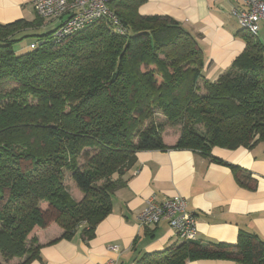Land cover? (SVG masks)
Here are the masks:
<instances>
[{
	"label": "trees",
	"instance_id": "1",
	"mask_svg": "<svg viewBox=\"0 0 264 264\" xmlns=\"http://www.w3.org/2000/svg\"><path fill=\"white\" fill-rule=\"evenodd\" d=\"M146 0H111L109 18L52 40L35 15L0 24V257L39 259L35 229L59 240H90L112 212L113 196L137 170L135 154L168 149H250L264 142V47L237 32L244 49L217 80L206 78L199 37L169 16H143ZM123 30L120 34L118 31ZM25 38L39 43L17 54ZM164 120L180 128L163 142ZM201 126L203 132L194 127ZM82 163L79 164V161ZM224 164V163H223ZM238 179H249L231 167ZM68 173L78 193L64 187ZM149 227V226H146ZM153 227V226H151ZM230 260L264 264V241L240 231L234 244L180 241L136 264ZM0 264H2L0 262Z\"/></svg>",
	"mask_w": 264,
	"mask_h": 264
},
{
	"label": "crops",
	"instance_id": "2",
	"mask_svg": "<svg viewBox=\"0 0 264 264\" xmlns=\"http://www.w3.org/2000/svg\"><path fill=\"white\" fill-rule=\"evenodd\" d=\"M33 1L0 0V24L33 20ZM241 1L146 0L139 13L169 16L198 36L206 78L215 81L245 46L237 34L241 28L230 14L232 8L241 7ZM176 140L163 142L170 147ZM211 155L224 164L189 150L136 153L137 170L114 194L112 212L98 224L94 237L82 240L75 236L49 244L60 237L61 230L55 224L45 230L35 229L32 236L38 238L41 248L39 259L29 264H136L141 256L178 243L165 222L143 227L137 220L148 201L176 196L185 199L196 219L195 241L234 244L240 231L264 241V142L250 149L213 148ZM231 167L244 171L249 179L237 180ZM109 246H117L119 252L109 251ZM186 264L238 263L196 260Z\"/></svg>",
	"mask_w": 264,
	"mask_h": 264
},
{
	"label": "built area",
	"instance_id": "3",
	"mask_svg": "<svg viewBox=\"0 0 264 264\" xmlns=\"http://www.w3.org/2000/svg\"><path fill=\"white\" fill-rule=\"evenodd\" d=\"M111 0H34L32 7L35 15L44 20L45 25L57 22L51 29L56 30L55 38L62 40L94 21L109 18L117 25L118 20L108 9ZM230 14L236 19L241 29L251 36L258 38L260 26L264 28V0H242L240 8H232ZM120 34L123 30L118 31ZM37 42H32L30 48H35ZM140 226H157L165 222L169 230L180 241L196 240V219L188 211L187 203L182 197H172L161 202L150 200L145 208L138 214ZM109 251L118 253L117 246H109ZM105 264H113L108 261Z\"/></svg>",
	"mask_w": 264,
	"mask_h": 264
},
{
	"label": "rangeland",
	"instance_id": "4",
	"mask_svg": "<svg viewBox=\"0 0 264 264\" xmlns=\"http://www.w3.org/2000/svg\"><path fill=\"white\" fill-rule=\"evenodd\" d=\"M32 9H33V7H32ZM33 12H34V10H33ZM34 14H35V12H34ZM57 23H58V21L57 22L47 23L43 28L39 29V31H36V33H38V35H40L43 32H45V33H47V32L49 33L50 32L52 34L51 35L52 40L55 41V42H60L61 41L60 39L58 40V39L55 38L56 30L55 29H51ZM259 39L261 40V43L264 46V28H263L262 24L260 26ZM32 41H33V39H31V38H25L21 42L16 43L15 46H14L15 52L17 54H19V53H23L25 51H28L29 50V44L32 43ZM38 46H39V43L37 44V46L35 48H37ZM156 121L157 122H162L164 124L163 125L164 131H163V134H162L163 140H165L167 143H170L169 141L172 142L173 139L178 138L179 131H180V128L178 126H172V125L168 124L164 120V118H162L160 115L156 116ZM194 129H195L196 132H199V133L203 132V128L201 126H196V127H194ZM81 163H82V160L79 161V164H81ZM64 187H65L66 191L68 192V194L70 195V197H72V199L75 202H79L82 199L83 195L77 192L74 184L72 183V181L69 178L68 173H65ZM56 226L62 232V229L58 225H56ZM34 238H35V242H36L34 244V247L41 246V243H39L38 238H36V237H34ZM25 258H26V255L24 257H22V258H14L10 262H4L1 259V257H0V262L2 264H19L23 260H25Z\"/></svg>",
	"mask_w": 264,
	"mask_h": 264
}]
</instances>
